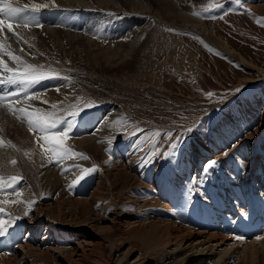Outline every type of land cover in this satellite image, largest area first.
Listing matches in <instances>:
<instances>
[{
	"label": "bare ground",
	"instance_id": "1",
	"mask_svg": "<svg viewBox=\"0 0 264 264\" xmlns=\"http://www.w3.org/2000/svg\"><path fill=\"white\" fill-rule=\"evenodd\" d=\"M9 2L17 8H24L27 5V11L20 13L17 19L34 15L39 21V26L32 24L24 27L16 21H8L13 24V32L19 37L18 39L16 35L9 33L7 27L0 33V44L4 45L2 51L5 53L3 59L8 67L20 65L21 62L30 64L33 62L34 66H42L47 75H58V78L45 79L31 86L27 96L20 97V103L12 102L11 109L7 106L8 101L0 103V174L3 177L0 188L4 189L0 191V208L4 209V213L0 215L6 223H11L10 216L18 217L15 223L21 233L19 240H15L17 243L8 241L12 237L9 235L11 227L6 235L0 237V264H86L85 257L91 253L87 249L93 243L91 236L108 240L111 249L116 243L109 233L95 234L92 231L96 228L111 231L120 228L119 224L124 222L131 226L129 231L141 237L151 248L162 247L167 258L173 257L163 264H192L195 261L192 256H179L180 253L177 252L182 246L179 241L185 237L197 235L199 239L195 241H199L200 244L208 242L209 248L203 249L202 252L204 256L210 246L213 247L212 241L220 239L217 243L227 241L226 244H229L228 242L233 244V241L238 240L237 237L242 238L241 235L247 233L246 223L247 220L250 221L248 215L251 206L262 205L259 197H251L252 192H248L244 184L245 178L252 174V159L255 154L253 142L256 141L254 135L261 133L264 126L259 125L264 118L262 112L264 105L261 104L259 107L260 115L254 114L250 120L246 119L245 115L238 123H232V127L229 126L227 131L219 130L220 134L213 133L212 136L211 131L207 132L211 140L204 147L198 146L199 151L204 150V153L202 152L204 155H219L224 162L227 160L224 154L231 151V148L235 154L232 162L226 163L221 171L218 173L215 171L216 175L212 176L213 196L208 203L205 201L209 207L206 208V204L201 205L202 210L206 208L207 211L210 208L209 212L207 211L208 218L203 215L205 225H202L210 228L199 230L193 228L194 225L187 224L195 223L200 227L202 222L191 217L192 210H196L191 204L193 202L189 201L191 197L188 200L190 204L184 199L188 197L195 178L196 180L198 176L200 178L204 169L195 173L194 165L197 163L192 159L191 164H187L186 160H181L183 155L174 165L180 171L169 170L170 175H166L165 170H162V159L157 166L152 162L145 163L143 149L137 147L129 150L124 146L125 142L128 143L122 138L129 130L126 125L128 114L126 109L116 102L101 101L102 105H107L108 108L100 106L102 110L91 108L94 110L82 113L87 109L85 105L89 96L95 98L92 100L96 104L100 102L97 91L101 89L104 77L109 78L114 89L120 86L127 89L147 69V58L152 56V41L155 38L152 26L157 25L156 19L169 25L187 28L186 22L197 19L192 12L199 2L196 0H9ZM38 5L46 7H41L39 11L33 13L31 10ZM261 5L264 8V0ZM202 34L217 44V39L209 30L204 29ZM224 45L227 49L226 54L235 57L243 65L252 66L251 63L247 64L246 58L237 50H233L228 42L225 41ZM9 51L20 56L21 61H13L6 54ZM134 63V69L130 70ZM9 75L11 73L4 71L0 78L7 80ZM74 84H81L83 90L75 93ZM13 91H20L19 86L0 85V94ZM115 93L119 95L118 92ZM31 95H37L39 99L29 100L27 97ZM76 99L78 103H75ZM52 105L56 107L53 108ZM19 108L26 111L40 109V115H50L52 120L73 119L74 131L65 140V147L71 150L69 156L54 162L56 158L43 150L48 145L37 139L44 134L30 130L26 119H20L22 113L13 111ZM74 111L80 114L71 117L70 113ZM91 112L93 114H90ZM93 116L95 120L91 119ZM132 145L134 146L133 143ZM78 153L83 155H77ZM202 153H199V156L204 160L205 156ZM85 155L90 156L89 160L99 165V170L102 171L103 164L105 165L104 175L102 174L101 178L100 173L97 182L90 179L88 183L82 182L81 186L76 185L77 189H74L73 179L79 180L85 170V167L78 169V166L85 164L87 160ZM194 157H197L195 153L191 158ZM13 160L16 161L15 164L12 163ZM166 162L170 160L166 159ZM262 163L258 164V167L264 172V157ZM204 164L203 162L202 168ZM191 173H195L197 177L187 178ZM12 176L21 179L9 187L11 181L8 178ZM262 177L261 182H264V175ZM166 180L170 182H165ZM174 180L176 184L173 183ZM188 180L192 182L190 185ZM167 185L169 187H166ZM197 190L198 194L204 196L207 192L198 188ZM113 194L118 198V205L122 206V209L114 208L110 212L114 203H109V198ZM5 208L11 209L12 212L9 213ZM261 209L258 211H263ZM140 210H143L144 216L134 215L137 217L135 220H129L126 216V212L137 214L136 212ZM26 212L30 215H25ZM224 215H226L224 219L229 218L230 224L222 220ZM106 220L110 223L105 222ZM102 221L104 223L100 224ZM258 238L262 243L258 244L255 240L246 243L244 247L248 246V250H241L236 264H264V236H256L254 239ZM192 239L191 243H195ZM171 241L176 245L170 247Z\"/></svg>",
	"mask_w": 264,
	"mask_h": 264
},
{
	"label": "rangeland",
	"instance_id": "2",
	"mask_svg": "<svg viewBox=\"0 0 264 264\" xmlns=\"http://www.w3.org/2000/svg\"><path fill=\"white\" fill-rule=\"evenodd\" d=\"M261 1L263 2V0H196L199 3L192 13L196 15L197 19L186 22L185 27L187 28L169 25L161 22L160 19H156L157 25L152 26L155 38L152 41V56L147 58V69L127 89L122 86L116 87L117 90L114 89L109 78L104 77L106 80H101L104 83L101 84V89L97 91L100 102L96 104L92 100L95 98L89 96L87 104H92L93 106L87 107L82 112L85 114L89 110L108 108L107 105H102L101 101L116 102L119 106H123L128 114L126 120L128 124L126 123V125L129 130L125 131L126 135L122 136V138L128 141V143L125 142L126 144H124L127 149L134 150L132 148H137L133 145L131 146V143L138 145L140 150L143 149L142 151L146 159L149 156L153 157L151 162L154 165L156 164V166L159 164L160 159H162V170H165L166 175H170L169 170L172 169L177 172L180 171L174 165L181 159L182 155L181 160H186L187 164H191L192 159L194 163H197L194 165L197 167H195L194 172L204 169V171L202 170L203 172L201 171L202 176L200 178L198 176L197 180L195 178V176L197 177L195 175L196 172L187 176L189 179L195 178V182L194 185L190 186L188 197H186L188 199L184 200L188 203L189 201L193 202L190 203L194 205L193 209L197 211L192 210L193 216L191 217L202 222L200 227L195 223L187 224L194 225L193 228L196 230L210 228L202 227V225H205L203 221L210 209L207 210L208 212L205 210L209 207L206 202L208 203L211 196H213L212 185H214V177L212 176L221 171L226 163L232 162L233 155L235 157L231 148V151L224 154L227 157V160L224 162L219 155H204V150H202V153L201 150L199 151L198 146H206L211 140L210 136L213 133L220 134V131H227L229 126L232 127V123H238L239 119L245 115L246 119L249 120L254 114L260 115L258 111L259 107L261 104L264 105V8L261 5ZM204 29L209 30L215 36L217 44L203 36L202 31ZM225 41L228 42L233 50L240 52L246 58L247 64L251 63L252 66L243 65L235 57L226 54ZM134 66L135 63L130 70L134 69ZM73 89L75 93H80L83 87L81 84H74ZM113 90H116L115 92H118L119 95L112 92ZM209 93H212V95L209 96ZM75 101V103H78V99ZM91 108L94 109L91 110ZM241 111L243 112L241 113ZM262 112L264 117V106ZM90 114H93V112ZM91 119H94V116ZM262 124H264V118L261 119L259 125ZM188 129H191V131H188ZM209 131H211L210 136L207 133ZM156 133H160L161 135L157 136ZM167 133L173 134L171 140L166 135ZM254 136H256V141L253 142L254 144L252 143L253 147L255 146V154L252 159V174L245 178L244 187L247 186L245 189L248 192H252L251 197H259L262 205L258 204V208L254 205L251 206L250 214L248 215L250 221L247 220L246 223L247 233L241 235L242 238L240 237L239 241L237 239V241H233V244L230 242L226 244L227 241L217 243L220 239H216V241L211 242L213 247L210 246L211 248L202 256L203 249H207L209 246L208 242L200 244L199 241H195L199 239L197 235L192 236L196 237V239L185 237L179 241L182 243V246L177 251L180 253L179 256H192L196 261L192 264H236L242 253L241 250H248V246L244 247L246 243H250L252 240H255L258 244L262 243L259 242V238L257 240L254 238L256 236H264V182H261L264 172H261L260 167H258V164H263L264 126L261 133H257ZM177 138L180 142L170 157L164 159L162 155H156L157 152L168 151L169 149L165 146L175 143ZM154 147L155 151H153ZM193 153L197 155L196 158H191ZM199 153L205 156L204 160L200 159ZM85 157V160L87 159L85 164L78 166V169L85 167L84 172L80 175V177L83 175V178L80 179L79 177V180L77 178H74L73 181L71 180L74 189L81 186L82 182L88 183L87 181H90V179L97 182L100 173L101 178L102 174L104 175L105 165L102 162L101 164L104 167L101 171L97 163L89 160L91 159L90 156L85 155ZM166 159H169L170 162H166ZM213 160L217 161V163L208 169L207 173H204L206 166ZM89 162L91 163L86 165ZM203 162L205 163L204 168H202ZM93 168L95 169L94 171H88ZM0 177H2L1 174ZM165 182L170 181L166 180ZM173 183L176 184V181L174 180ZM191 183L188 180V184L190 185ZM108 184H110V181H108ZM76 185L77 187H75ZM166 187H169V185ZM191 187L194 188L193 191H191ZM208 187H211L212 190L211 188L208 189ZM197 188L208 193L205 192V196L200 195ZM189 197H191L190 200ZM203 199L205 200L202 201ZM111 202L114 205L113 207L111 206L110 212L114 208L122 209V206L118 205L116 195L113 194L109 198V203ZM42 203H44V200ZM205 204L206 208L202 210L201 205ZM258 209L263 211H258ZM142 211H137V214L126 212V216L129 220H135L137 215L144 216ZM225 216L222 217V220L230 224L231 221L229 218L224 219ZM105 222L110 223L109 220ZM102 223L104 222H100V224ZM15 224L10 226L11 229L9 227L10 230L8 229L9 235L12 236L8 240L10 243L15 242V240L18 241L20 238V229ZM119 225L120 228L111 231H101L100 228L92 231L95 234L100 232L109 233L108 235L116 243H114V247L111 249L108 240L90 235L93 243L87 249L91 253L85 257L86 264H163L173 258L172 256L171 258H167L164 255L165 249L162 247L151 248L141 237L136 236L131 230L129 231L131 226H127L125 222ZM219 225L221 227V224ZM15 231L18 235H15ZM24 233L26 232L24 231ZM90 236L88 237L90 238ZM191 239L195 243H191ZM175 245L176 243L171 241L170 247ZM226 251L229 252L226 253Z\"/></svg>",
	"mask_w": 264,
	"mask_h": 264
},
{
	"label": "snow or ice",
	"instance_id": "3",
	"mask_svg": "<svg viewBox=\"0 0 264 264\" xmlns=\"http://www.w3.org/2000/svg\"><path fill=\"white\" fill-rule=\"evenodd\" d=\"M41 7H46V5H38L34 7L31 11L33 13L39 11ZM27 11V5H25L24 8H17L13 7L12 4L9 2V0H0V33L3 32L4 28L7 27V30L9 33H12V35H16L18 37V34L13 32V24L8 23L9 20L16 21L18 24H23L24 27H28L32 24H35L36 26H39V21L36 20L35 16H24L17 19L18 15L20 13ZM4 17H7L5 19ZM19 39V37H18ZM25 43H27L25 41ZM31 47V46H30ZM4 48L3 44H0V74H2L4 71H7L8 73H11V75L8 76L7 80L0 78V85L3 84H9V85H16L19 86L20 91H13L11 93L5 92L4 94H0V103L4 101H8V107L12 108V102L20 103V97L22 95L27 96L28 89L40 83L41 81H44L45 79H55L58 78V75H47L43 70L42 66L37 67L32 64H27L26 66L23 64H20L16 68H10L8 67L7 63L3 59V56L5 53L2 51ZM13 61H21V57L18 55H15L11 51L6 53ZM21 69H23L21 71ZM54 72V70H52ZM57 91H59V88H57ZM209 96L212 95V93L208 94ZM29 100L32 99H39V96L37 95H31L27 97ZM43 103H47V101H43ZM91 104H86L85 107H92ZM53 108L56 107V105H52ZM15 112L22 113L20 116V119L25 120L29 125L30 130H36L40 133H43V136L38 137L39 140H43V142L48 145V147H45L43 150L45 152H50L56 160L54 162H58L65 157L69 156L71 150L67 147H65V140L71 135V133L74 131V121L71 118L63 119V120H52L50 115H40V109H36L35 111H26L23 108L19 109H13ZM82 111V110H81ZM80 113L77 111H74L70 113L71 117H77ZM188 131H191V129H188ZM157 136H160V133H156ZM170 137V140L173 136L172 133H167ZM180 142V140L177 138L175 143H170L169 145H166L165 147L169 149L168 151H161L157 152V156H163L164 158L170 157L177 144ZM134 147H138V145H134ZM155 151V147L153 149ZM27 155V153L25 154ZM77 155H83L82 153H78ZM86 158V157H85ZM153 159L152 156H149L148 159H146L144 162L148 163L151 162ZM13 164L16 163L15 160L12 161ZM217 161L213 160L209 162V164L205 168V173H207L208 169L212 168ZM95 169H89L88 171H94ZM83 178V175L80 177V179ZM11 183L9 184V187H12L13 184L18 183L21 179L20 177L12 176L8 178ZM3 181V177H0V182ZM78 182V181H77ZM0 191H4L3 188H0ZM4 213V209L0 208V214ZM25 215H30V213H25ZM19 219L18 217H9V220L11 223H6L5 219L2 215H0V237L7 234L8 229L10 226H12L15 221ZM240 237H237L239 239Z\"/></svg>",
	"mask_w": 264,
	"mask_h": 264
}]
</instances>
